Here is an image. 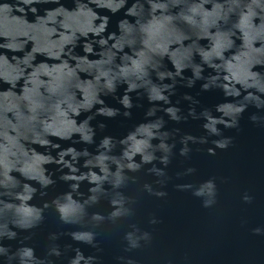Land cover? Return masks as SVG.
<instances>
[{"label":"water","instance_id":"1","mask_svg":"<svg viewBox=\"0 0 264 264\" xmlns=\"http://www.w3.org/2000/svg\"><path fill=\"white\" fill-rule=\"evenodd\" d=\"M0 264H264V0H0Z\"/></svg>","mask_w":264,"mask_h":264},{"label":"clouds","instance_id":"2","mask_svg":"<svg viewBox=\"0 0 264 264\" xmlns=\"http://www.w3.org/2000/svg\"><path fill=\"white\" fill-rule=\"evenodd\" d=\"M213 131H215V129H213ZM207 189H208V195L211 196L212 195V185L211 183H209L207 186ZM203 192V189H201V191L197 192L196 195H201ZM208 203V201H206V204ZM257 232L260 231V229H256Z\"/></svg>","mask_w":264,"mask_h":264}]
</instances>
